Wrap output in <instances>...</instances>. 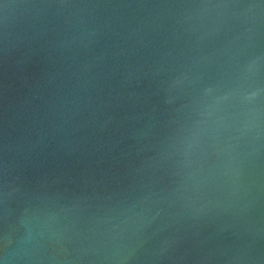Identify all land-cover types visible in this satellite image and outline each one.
Here are the masks:
<instances>
[{
  "label": "water",
  "instance_id": "water-1",
  "mask_svg": "<svg viewBox=\"0 0 264 264\" xmlns=\"http://www.w3.org/2000/svg\"><path fill=\"white\" fill-rule=\"evenodd\" d=\"M0 264H264V0H0Z\"/></svg>",
  "mask_w": 264,
  "mask_h": 264
}]
</instances>
